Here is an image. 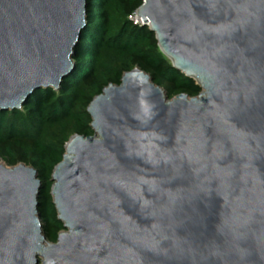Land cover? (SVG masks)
I'll return each instance as SVG.
<instances>
[{
	"label": "water",
	"instance_id": "1",
	"mask_svg": "<svg viewBox=\"0 0 264 264\" xmlns=\"http://www.w3.org/2000/svg\"><path fill=\"white\" fill-rule=\"evenodd\" d=\"M172 66L168 98L138 67L89 101L51 171L63 229L44 234L36 169L0 160V264H264V0H143ZM86 0H0V109L57 90Z\"/></svg>",
	"mask_w": 264,
	"mask_h": 264
},
{
	"label": "trees",
	"instance_id": "2",
	"mask_svg": "<svg viewBox=\"0 0 264 264\" xmlns=\"http://www.w3.org/2000/svg\"><path fill=\"white\" fill-rule=\"evenodd\" d=\"M143 0H86V25L74 47L72 71L60 87L35 90L19 109H0V160L9 166H33L41 181L38 213L45 236L55 241L63 229L50 195L51 171L74 134L93 133L86 107L92 97L121 75L138 67L160 85L168 98L201 88L175 69L160 51L147 25L134 24L130 15Z\"/></svg>",
	"mask_w": 264,
	"mask_h": 264
},
{
	"label": "built area",
	"instance_id": "3",
	"mask_svg": "<svg viewBox=\"0 0 264 264\" xmlns=\"http://www.w3.org/2000/svg\"><path fill=\"white\" fill-rule=\"evenodd\" d=\"M130 19L133 21L134 24L147 25V23H144L141 17L137 16L136 11L130 15Z\"/></svg>",
	"mask_w": 264,
	"mask_h": 264
}]
</instances>
